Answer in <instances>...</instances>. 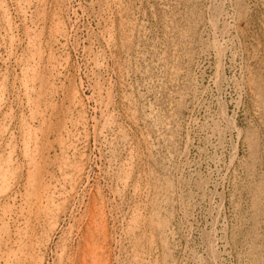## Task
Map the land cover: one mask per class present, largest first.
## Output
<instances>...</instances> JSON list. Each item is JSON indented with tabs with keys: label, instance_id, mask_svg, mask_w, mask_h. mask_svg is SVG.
Segmentation results:
<instances>
[{
	"label": "rangeland",
	"instance_id": "374dc122",
	"mask_svg": "<svg viewBox=\"0 0 264 264\" xmlns=\"http://www.w3.org/2000/svg\"><path fill=\"white\" fill-rule=\"evenodd\" d=\"M0 83V264H264V0H0Z\"/></svg>",
	"mask_w": 264,
	"mask_h": 264
},
{
	"label": "bare ground",
	"instance_id": "6f19581e",
	"mask_svg": "<svg viewBox=\"0 0 264 264\" xmlns=\"http://www.w3.org/2000/svg\"><path fill=\"white\" fill-rule=\"evenodd\" d=\"M13 6V5H12ZM105 7H107V6H105ZM24 10V9H23ZM123 10V9H122ZM122 13V12H121ZM97 14V13H96ZM119 14H120V12H119ZM117 15V14H116ZM111 16V15H110ZM223 17V16H222ZM109 19V18H108ZM121 22V21H120ZM25 23V22H24ZM73 26V25H72ZM27 28V27H26ZM28 29V28H27ZM106 29V28H105ZM119 29V28H118ZM19 30V29H18ZM50 31V30H49ZM125 31V30H124ZM101 35V34H100ZM29 37V36H28ZM106 41V40H105ZM127 43V42H126ZM34 44V43H33ZM31 46V45H30ZM34 46V45H33ZM36 46V45H35ZM218 46V45H217ZM216 47V46H215ZM219 47V46H218ZM94 50V49H93ZM108 50V49H107ZM32 52V51H31ZM30 52V53H31ZM110 52V51H109ZM46 53V52H45ZM94 56V55H93ZM220 57V56H219ZM107 59V58H106ZM6 61V60H5ZM108 61V60H107ZM33 70V69H32ZM40 70V69H39ZM120 70V69H119ZM120 73V72H119ZM35 74V73H34ZM33 80V79H32ZM6 82V81H5ZM1 84V83H0ZM7 85V84H6ZM19 85V84H18ZM104 85V84H103ZM40 86V85H39ZM104 87V86H103ZM40 88V87H39ZM93 90V89H92ZM8 92V91H7ZM35 93V92H34ZM3 94V93H2ZM43 95V94H42ZM114 97V96H113ZM37 100V99H36ZM28 101V100H27ZM43 101V100H42ZM2 102V101H1ZM39 104V103H38ZM38 107V106H37ZM39 107H41V106H39ZM32 109V108H31ZM118 109V108H117ZM35 111V110H34ZM3 112V111H2ZM1 112V113H2ZM14 112V111H13ZM33 113V112H32ZM36 113V112H35ZM27 115V114H26ZM17 116V115H16ZM39 116V115H38ZM29 117V116H28ZM42 117V116H41ZM35 118V117H34ZM130 118V117H129ZM136 118V117H135ZM33 120V119H32ZM36 120V119H35ZM5 123V122H4ZM34 123V122H33ZM3 125V124H2ZM8 125V124H7ZM5 126V125H4ZM6 127V126H5ZM10 127V126H9ZM8 127V128H9ZM23 127H25V126H23ZM6 130V129H5ZM36 130V129H35ZM1 135H2V133H0ZM7 134V133H6ZM5 134V135H6ZM113 134V133H112ZM111 134V135H112ZM4 135V134H3ZM38 136V135H37ZM117 136V135H116ZM145 138V137H144ZM2 139V138H1ZM12 139H14V138H12ZM101 139V138H100ZM5 140V139H4ZM32 140H34V139H32ZM38 143V142H37ZM148 144V143H147ZM39 145V144H38ZM4 146V145H3ZM5 151V150H4ZM69 151V150H68ZM40 152V151H39ZM39 155V154H38ZM65 155V154H64ZM117 157V156H116ZM16 158H17V156H16ZM36 158V157H35ZM114 158V157H113ZM36 160V159H35ZM41 160V159H40ZM86 161V160H85ZM37 162V161H36ZM7 164L8 165H12V160H11V158H10V161H7ZM32 164V163H31ZM30 165V164H29ZM44 165V164H43ZM10 168V167H9ZM124 168V167H123ZM33 169V168H32ZM38 170V169H37ZM36 170V171H37ZM120 170V169H119ZM123 170V169H122ZM131 170V169H130ZM73 171V170H72ZM148 172V171H147ZM7 173V172H6ZM80 173V172H79ZM32 174V173H31ZM44 176V175H43ZM118 176V175H117ZM75 177V176H74ZM87 177V176H86ZM80 179V178H79ZM105 180V179H104ZM5 183H7V181H6V177H5V180H3ZM34 181V180H33ZM82 181V180H81ZM121 183V182H120ZM125 183V182H124ZM127 183V182H126ZM8 184V183H7ZM33 184V183H32ZM31 184V185H32ZM42 184V183H41ZM3 185V184H2ZM26 185V184H25ZM40 185V184H39ZM38 186V185H37ZM41 187H42V185H41ZM126 187V186H125ZM150 187V186H149ZM37 188V187H36ZM124 188V187H123ZM56 189V188H55ZM51 190V189H50ZM70 190V189H69ZM117 190V189H116ZM119 190V189H118ZM10 192V191H9ZM124 192H126V191H124ZM7 193V192H6ZM27 193V192H26ZM147 193V192H146ZM136 194V193H135ZM5 195V194H4ZM101 195V194H100ZM149 195V194H148ZM24 196V195H23ZM52 196V195H51ZM120 197V196H119ZM49 198V197H48ZM47 199V198H46ZM96 199V198H95ZM150 201V200H149ZM14 202V201H13ZM50 202V201H49ZM54 202V201H53ZM97 202V201H96ZM99 202V201H98ZM7 203V202H6ZM41 203V202H40ZM93 203V202H92ZM102 204V203H101ZM9 205V204H8ZM22 205V204H21ZM26 205V204H25ZM45 205V204H44ZM139 206V205H138ZM104 207V206H103ZM137 207V206H136ZM41 209H42V207H40ZM49 208V207H48ZM91 208V207H90ZM94 208V207H93ZM111 208V207H110ZM9 209V208H8ZM50 209V208H49ZM109 209V208H108ZM136 209V208H135ZM140 209V208H139ZM11 210V209H10ZM40 210V209H39ZM91 210V209H90ZM149 210V209H148ZM46 211V210H45ZM44 211V212H45ZM75 211V210H74ZM134 211V210H133ZM7 212V211H6ZM28 212V211H27ZM47 212V211H46ZM91 212V211H90ZM102 212V211H101ZM141 212V211H140ZM151 212V211H150ZM21 213V212H20ZM40 213V212H39ZM43 213V212H42ZM48 213V212H47ZM117 213V212H116ZM143 213V212H142ZM68 214V213H67ZM61 215V214H60ZM95 215V214H94ZM104 215V214H103ZM1 216V215H0ZM100 216V215H99ZM106 216H107V214H106ZM130 216V215H129ZM139 216V215H138ZM155 216V215H154ZM26 217V216H25ZM35 217V216H34ZM88 217V216H87ZM44 218H46V217H44ZM48 218V217H47ZM90 218V217H89ZM35 219V218H34ZM86 219H88V218H86ZM106 219V218H105ZM151 219V218H150ZM14 220V219H13ZM95 220H97V219H95ZM142 220H144V219H142ZM156 220V219H155ZM30 221V220H29ZM39 221V220H38ZM37 221V222H38ZM59 221V220H58ZM70 221V220H69ZM102 221V220H101ZM100 221V222H101ZM139 221V220H138ZM32 222V221H31ZM34 222V221H33ZM107 222V221H106ZM152 222V221H151ZM59 223V222H58ZM158 223V222H157ZM2 224V223H1ZM105 224V223H104ZM19 225V224H18ZM28 225V224H27ZM82 225V224H81ZM97 225V224H96ZM56 226V225H55ZM123 226V225H122ZM141 226V225H140ZM36 227V226H35ZM43 227H45V226H43ZM51 227V226H50ZM77 228V227H76ZM29 229L30 228H28V231H29ZM67 229V228H66ZM97 229V228H96ZM151 229V228H150ZM150 229H149V231H150ZM10 230H11V228H10ZM33 230V229H32ZM48 230V229H47ZM55 230V229H54ZM131 230V229H130ZM14 231V230H13ZM43 231V230H42ZM140 231V230H139ZM3 232V231H2ZM24 232V231H23ZM31 232V231H30ZM143 232V231H142ZM6 233H8L7 231H6ZM120 233V232H119ZM130 233H132V232H130ZM94 234V233H93ZM143 234V233H142ZM154 234V233H153ZM29 235V234H28ZM37 235V234H36ZM89 235V234H88ZM133 235V234H132ZM131 235V236H132ZM0 236H1V232H0ZM31 236V235H30ZM87 236V235H86ZM95 236V235H94ZM101 236V235H100ZM2 237V236H1ZM8 237V236H7ZM11 237V236H10ZM37 237V236H36ZM39 237V236H38ZM75 237V236H74ZM133 237V236H132ZM34 238H32V240H33ZM91 239V238H90ZM42 240V239H41ZM138 239H136V241H137ZM14 241V240H13ZM34 241V240H33ZM121 241V240H120ZM139 241V240H138ZM15 242V241H14ZM25 243V242H24ZM81 243V242H80ZM92 243H94L93 241H92ZM97 243V242H96ZM100 243V242H99ZM140 243V242H139ZM150 243V242H149ZM109 244V243H108ZM2 245V244H1ZM36 245V244H35ZM96 245V244H95ZM136 245V244H135ZM143 245V244H142ZM138 246V245H137ZM100 247V246H99ZM98 247V248H99ZM103 247V246H102ZM19 248V247H18ZM28 248V247H27ZM88 248V247H87ZM117 248V247H116ZM4 249V248H3ZM31 249V248H30ZM36 249V248H35ZM76 249V248H75ZM39 250V249H38ZM88 250H90V249H88ZM94 250V249H93ZM92 250V251H93ZM96 250V249H95ZM144 250V249H143ZM90 252V253H88L89 254V256L93 259V261L95 262V258H96V255L99 253V251L97 252V254L95 253V252ZM138 251V250H137ZM18 252V251H17ZM83 252V251H82ZM14 253V252H13ZM16 253V252H15ZM4 254V253H3ZM18 254V253H17ZM34 254V253H33ZM60 254V253H59ZM5 255V254H4ZM35 255V254H34ZM62 255V254H61ZM99 255V254H98ZM141 255V254H140ZM147 255V254H146ZM2 256V255H1ZM9 256V255H8ZM15 255H13V257H14ZM24 256V255H23ZM41 256V255H40ZM83 256V255H82ZM87 256V255H86ZM102 256V255H101ZM116 256V255H115ZM5 257V256H4ZM11 257V256H10ZM33 258V257H32ZM87 258V257H86ZM11 260V259H10ZM91 260V259H90ZM96 260H99V258L97 259L96 258ZM137 260V259H136ZM15 261V260H14ZM114 261V260H113ZM145 261V260H144ZM91 263H93L92 261H91ZM99 263V262H98ZM125 263V262H124ZM36 264V263H35ZM95 264H97V263H95ZM126 264H127V262H126Z\"/></svg>",
	"mask_w": 264,
	"mask_h": 264
}]
</instances>
